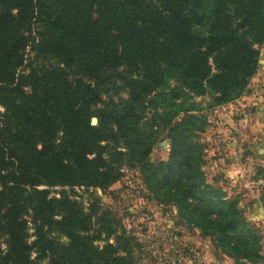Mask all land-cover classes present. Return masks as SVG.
<instances>
[{
  "label": "trees",
  "instance_id": "1",
  "mask_svg": "<svg viewBox=\"0 0 264 264\" xmlns=\"http://www.w3.org/2000/svg\"><path fill=\"white\" fill-rule=\"evenodd\" d=\"M37 28L33 50L61 66L24 63ZM263 43L264 0H0V264H133L108 242L110 232L96 245L90 214L48 187L110 185L118 176L111 140L139 162L153 143L134 105L169 78L195 96L211 94L215 105L230 102L256 71ZM108 70L128 97L105 110L88 80ZM194 119L188 113L168 128L167 160L143 163V179L223 252L263 261L236 200L204 181Z\"/></svg>",
  "mask_w": 264,
  "mask_h": 264
},
{
  "label": "rangeland",
  "instance_id": "2",
  "mask_svg": "<svg viewBox=\"0 0 264 264\" xmlns=\"http://www.w3.org/2000/svg\"><path fill=\"white\" fill-rule=\"evenodd\" d=\"M37 30H33L30 42L23 50L24 63L35 70L61 66L57 58L33 50ZM114 73L108 70L101 73L96 81L88 80L99 89L100 102L96 107L108 110L113 104L119 103L120 99L128 97V89ZM142 102L141 107L139 104L134 105L138 125L145 131H153L154 137L143 162L137 161L124 142L116 137L108 146V156L118 173L115 181L104 189L48 187L50 195L57 197L64 192L74 199L83 213L90 214L92 229L99 230L100 238L95 244H103L107 231L110 232L108 242L118 248V254L128 255L133 264H261L262 261L248 262L242 254L223 252L216 245L213 235L201 233L181 216L178 206L170 198H165L161 191H154L143 179L142 164L146 162L156 165L167 160L170 148L168 128L182 122L190 113L195 117L189 125L190 132L201 146L199 168L204 181L220 189L225 199H235L245 223L259 236V226L249 219L247 209L250 204L245 203L241 193H229L223 187L220 175L210 173L211 161L218 155L214 151L215 146L223 142L218 138L221 132L213 128L215 124L212 114L223 104L215 105L211 94L195 96L179 87L171 78L165 86L145 95ZM188 108L193 110L186 111ZM96 122V117L92 116L90 123ZM113 127L116 129L115 125ZM262 188L264 190V186ZM27 231L30 235V224ZM62 240L59 237V241ZM125 243L128 245L127 250Z\"/></svg>",
  "mask_w": 264,
  "mask_h": 264
},
{
  "label": "crops",
  "instance_id": "3",
  "mask_svg": "<svg viewBox=\"0 0 264 264\" xmlns=\"http://www.w3.org/2000/svg\"><path fill=\"white\" fill-rule=\"evenodd\" d=\"M258 65L240 96L213 111L212 119L220 146L209 166L220 175L228 192H239L249 203V219L259 226L260 255L264 264V211L259 198L264 193V43L257 47ZM248 205V204H246Z\"/></svg>",
  "mask_w": 264,
  "mask_h": 264
},
{
  "label": "water",
  "instance_id": "4",
  "mask_svg": "<svg viewBox=\"0 0 264 264\" xmlns=\"http://www.w3.org/2000/svg\"><path fill=\"white\" fill-rule=\"evenodd\" d=\"M259 201H260L261 207L264 211V193H262L261 198H259Z\"/></svg>",
  "mask_w": 264,
  "mask_h": 264
},
{
  "label": "built area",
  "instance_id": "5",
  "mask_svg": "<svg viewBox=\"0 0 264 264\" xmlns=\"http://www.w3.org/2000/svg\"><path fill=\"white\" fill-rule=\"evenodd\" d=\"M262 185L264 186V180L262 181Z\"/></svg>",
  "mask_w": 264,
  "mask_h": 264
}]
</instances>
